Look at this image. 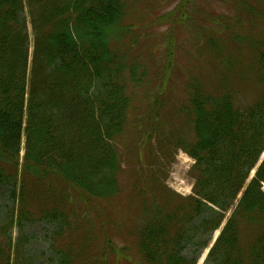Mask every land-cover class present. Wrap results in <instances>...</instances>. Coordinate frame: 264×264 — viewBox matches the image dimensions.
Segmentation results:
<instances>
[{
	"label": "trees",
	"instance_id": "16d2710c",
	"mask_svg": "<svg viewBox=\"0 0 264 264\" xmlns=\"http://www.w3.org/2000/svg\"><path fill=\"white\" fill-rule=\"evenodd\" d=\"M155 1L0 0V264L14 246V264L28 263V237L9 234L34 223L52 229V264H197L243 189L205 264H264V0H178L189 70L174 61L166 92L154 52H118L138 38L129 15ZM130 136H145L149 171L192 158L193 195L166 191L156 166L137 223L115 236L105 207L123 192Z\"/></svg>",
	"mask_w": 264,
	"mask_h": 264
},
{
	"label": "rangeland",
	"instance_id": "374dc122",
	"mask_svg": "<svg viewBox=\"0 0 264 264\" xmlns=\"http://www.w3.org/2000/svg\"><path fill=\"white\" fill-rule=\"evenodd\" d=\"M154 3L155 5H158L155 8V11L153 6H150L152 13L155 12L156 14L166 15L167 18L154 20L155 15L152 13L147 17L142 13V10H145V6L137 7V19H135L132 15H129V19L133 23L132 26H135V30L140 29L138 38L134 41L128 39L123 40V47L119 48L118 50L120 51L118 52H126L128 55H126L125 58L129 62H133L135 56L142 59L148 52H154L157 61L167 67L165 75L170 73L169 77H172L174 71L173 67H175L174 61L176 64H183L184 69L189 70L185 55L189 50L188 46H191L189 44L191 36L186 39L185 36L188 35V33L182 32V29H174V24L177 21L175 20L173 13L177 8L178 4L176 3H178V0H156ZM156 17L158 16L156 15ZM161 18L162 16L158 17V19ZM142 27L143 29H141ZM27 32L31 41L29 47V52L31 54L33 51L32 41L34 39V35L29 21H27ZM126 42L130 43L134 49L127 51L126 49L128 47H124V43ZM173 42L176 47H172ZM143 50H146V54L143 53ZM157 51L159 52V55H157ZM173 51L176 53L175 57L173 55ZM145 61H151L150 57H148ZM162 61L165 62V64ZM194 63L195 60H192L193 65ZM194 67L196 66L194 65ZM159 77L160 76L157 75L156 79ZM211 79L214 81L213 77ZM173 80H176L175 74L168 83L163 84L160 79L161 86L156 90V92L163 90L166 92L165 88H167ZM239 89H241L242 95L245 98L252 95L251 93L253 88L251 86L246 88L239 87ZM152 91L153 90L151 89L149 92ZM141 94L142 99H144L147 95L145 93ZM239 98L240 100L243 99L240 95ZM137 114L140 116V111ZM134 123L135 125L137 124L136 121H134ZM138 140L139 139H137V137L132 139L130 136L129 141L126 142L125 145L121 146L120 144L118 146L123 171L121 176V186L123 192L117 201H111L105 207V213L112 221V226L115 227L112 229L115 236H118L120 229H128L132 226L130 225L132 222L137 223L140 216L142 201H145L140 195V192L143 193L142 185L145 181H149L156 166L157 169H159V172L161 171L160 179H163V187L166 191L177 194L180 197H186L191 194L190 192L193 185V180L190 175V170L193 165L192 160L180 152L171 153L167 155L165 159H160V164L156 165L153 162V169L152 171H149L147 168L152 161L150 146L148 143L146 145H142V140L139 142ZM136 148H138V150H136ZM138 175L141 177V182L136 184L135 180ZM153 185L154 183H152V185L150 184V189H152ZM157 187L158 184L156 185V188ZM151 193L152 195L155 194L154 192ZM51 230V227L40 223L27 224L22 226L20 229L16 225L13 230H11L9 235L13 246L16 245L17 239L20 238L21 235L28 237V243H26L24 250L28 260L27 264H52L49 261L50 253L48 251L49 243L47 241V235L51 234ZM214 236L215 233L212 235V238H214ZM14 259L15 254L14 251H12L11 264H14ZM202 264H205V259Z\"/></svg>",
	"mask_w": 264,
	"mask_h": 264
}]
</instances>
